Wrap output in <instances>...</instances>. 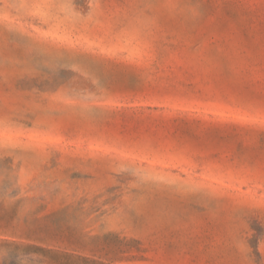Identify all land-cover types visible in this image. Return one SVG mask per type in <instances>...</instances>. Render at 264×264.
I'll list each match as a JSON object with an SVG mask.
<instances>
[{"label": "rangeland", "instance_id": "rangeland-1", "mask_svg": "<svg viewBox=\"0 0 264 264\" xmlns=\"http://www.w3.org/2000/svg\"><path fill=\"white\" fill-rule=\"evenodd\" d=\"M0 264H264V0H0Z\"/></svg>", "mask_w": 264, "mask_h": 264}]
</instances>
